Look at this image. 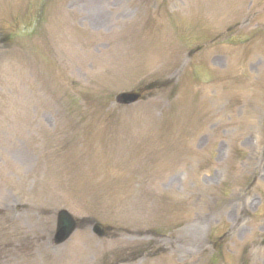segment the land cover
Instances as JSON below:
<instances>
[{
    "label": "rangeland",
    "instance_id": "374dc122",
    "mask_svg": "<svg viewBox=\"0 0 264 264\" xmlns=\"http://www.w3.org/2000/svg\"><path fill=\"white\" fill-rule=\"evenodd\" d=\"M0 264H264V0H0Z\"/></svg>",
    "mask_w": 264,
    "mask_h": 264
},
{
    "label": "water",
    "instance_id": "95a60500",
    "mask_svg": "<svg viewBox=\"0 0 264 264\" xmlns=\"http://www.w3.org/2000/svg\"><path fill=\"white\" fill-rule=\"evenodd\" d=\"M138 95L135 94H124L120 98L124 102H133L136 100ZM76 222L72 217L64 210H60L56 213V233L55 237L57 241L66 240L70 234L75 230Z\"/></svg>",
    "mask_w": 264,
    "mask_h": 264
}]
</instances>
